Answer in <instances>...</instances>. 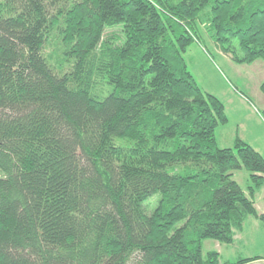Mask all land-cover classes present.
Here are the masks:
<instances>
[{"label": "trees", "instance_id": "1", "mask_svg": "<svg viewBox=\"0 0 264 264\" xmlns=\"http://www.w3.org/2000/svg\"><path fill=\"white\" fill-rule=\"evenodd\" d=\"M205 21L264 62V0H0V264H264L203 253L264 227V157L184 59Z\"/></svg>", "mask_w": 264, "mask_h": 264}, {"label": "rangeland", "instance_id": "2", "mask_svg": "<svg viewBox=\"0 0 264 264\" xmlns=\"http://www.w3.org/2000/svg\"><path fill=\"white\" fill-rule=\"evenodd\" d=\"M208 29L207 21L200 25V42L196 41L188 48L184 59L198 85L205 92L220 97L225 104L229 123L217 130V145L221 149L233 148V137L239 135L250 141L264 157V119L261 117L264 104L260 90V83L264 79V62L258 61L253 65L234 63L229 55L223 53L221 46L207 32ZM231 44L233 49L239 50L238 41ZM244 95L250 99L253 107L241 99ZM234 179L246 190L249 180L247 171L236 172ZM249 232L246 233L245 229L237 233L233 245L206 241L203 243V253L218 252L222 262L232 263L264 257V233L254 229Z\"/></svg>", "mask_w": 264, "mask_h": 264}, {"label": "crops", "instance_id": "3", "mask_svg": "<svg viewBox=\"0 0 264 264\" xmlns=\"http://www.w3.org/2000/svg\"><path fill=\"white\" fill-rule=\"evenodd\" d=\"M261 84V83H260ZM211 94V93H210ZM263 97V96H262ZM220 100H222L220 97H218ZM245 103H247L249 106L251 105L252 106V104L251 103H249V102H247L246 101V99L245 98H241ZM223 102V101H222ZM261 102L264 104V98H261ZM253 107V106H252ZM264 108V107H263ZM229 118V117H228ZM237 137H239L240 139H242L243 141H245L246 143H248V144H250L255 150H256V148L254 147V145H252L251 143H250V141H248V140H246V138L245 137H242V136H237ZM235 139H236V135H235V137H233V140H232V142H233V144H234V142H235ZM233 146V145H232ZM257 152H259L260 154H262L259 150H256ZM255 206H256V209H257V211H258V213L259 214H264V187L262 188V190L256 195V197H255ZM245 229H246V233H251V232H249V230L251 229H254V230H256V232H260V233H264V231H262V229H264V227L262 226V224L259 222V221H257L256 219H253V218H251V219H248L247 221H246V227H244L243 228V232L245 231ZM262 231V232H261ZM246 235H248V234H246ZM264 258V257H263Z\"/></svg>", "mask_w": 264, "mask_h": 264}]
</instances>
